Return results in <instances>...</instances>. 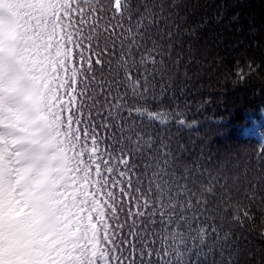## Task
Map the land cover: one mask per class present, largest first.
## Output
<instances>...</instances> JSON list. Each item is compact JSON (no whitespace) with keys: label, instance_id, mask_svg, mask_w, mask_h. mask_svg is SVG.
I'll list each match as a JSON object with an SVG mask.
<instances>
[{"label":"trees","instance_id":"16d2710c","mask_svg":"<svg viewBox=\"0 0 264 264\" xmlns=\"http://www.w3.org/2000/svg\"><path fill=\"white\" fill-rule=\"evenodd\" d=\"M62 2L114 264H264V0Z\"/></svg>","mask_w":264,"mask_h":264},{"label":"rangeland","instance_id":"374dc122","mask_svg":"<svg viewBox=\"0 0 264 264\" xmlns=\"http://www.w3.org/2000/svg\"><path fill=\"white\" fill-rule=\"evenodd\" d=\"M61 0H0V6H6L12 9L19 18H22L23 13L26 14L25 19L20 21V38L14 53H8L12 57L14 65L23 64L27 70L28 78L25 76L26 93L29 102H25L28 112L32 116H38V110H42V103L39 91L34 96H31L30 81L35 84V88H41L42 78L46 73L41 72L42 61L38 60L35 50L36 47L31 45L33 39L29 38V30L32 25L31 12H37L39 17L43 19L45 27L48 26L47 20L55 16L57 11L65 9L61 4ZM70 10V9H69ZM65 11V10H64ZM27 27V30L24 28ZM0 35L5 33L0 31ZM2 47L0 46V49ZM22 73V71H21ZM1 80V79H0ZM2 81V80H1ZM0 81V264H50L52 262L65 264V260L72 259L73 264H87V261L82 258L83 252L79 249L78 237L76 231L71 229V225L77 222L82 223L83 210L77 203V199L63 192V188L54 186L52 181L56 178L53 171L60 166L55 164L49 165L43 163L44 170L47 172V182L45 184V193L48 199L54 203L55 219L47 230L38 225L28 213L27 209L20 202V197L17 194L16 188L13 185L14 167L11 163L10 151L7 149L5 131L2 126H12L16 121L14 111L5 100L7 83ZM12 91H15L12 89ZM16 92V91H15ZM17 93V92H16ZM54 102V110L62 109L65 103H68L66 98L51 99L50 103ZM36 105V106H35ZM38 110H37V108ZM260 117L264 121V113H260ZM34 122H39L36 117ZM264 123V122H262ZM262 123L259 124L262 125ZM8 126V127H9ZM44 126V123H42ZM264 129V128H263ZM261 128V130H263ZM25 130V128H23ZM258 132V129L256 130ZM245 134L253 133V129H244ZM255 133V129H254ZM260 136V133H256ZM52 141L53 136L49 135ZM32 137H35L32 135ZM261 137V136H260ZM53 143H47L52 147ZM54 150H48V158L53 159L55 156ZM70 194H74L73 191ZM60 208V210L58 209ZM70 241H75L70 245ZM112 247L107 246L108 251H101L103 262H108V252L113 256ZM115 247L113 246L112 249ZM54 249V250H52ZM53 253V254H52ZM73 256V257H71ZM117 257V255L113 256ZM80 260L82 262H80ZM111 262H115L112 257ZM95 261V260H94ZM91 260V263H94Z\"/></svg>","mask_w":264,"mask_h":264}]
</instances>
